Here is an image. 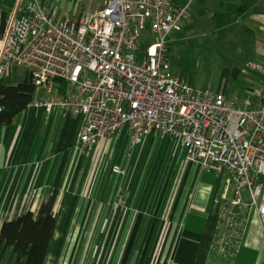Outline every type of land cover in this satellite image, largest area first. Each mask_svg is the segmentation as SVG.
<instances>
[{"label":"built area","instance_id":"built-area-1","mask_svg":"<svg viewBox=\"0 0 264 264\" xmlns=\"http://www.w3.org/2000/svg\"><path fill=\"white\" fill-rule=\"evenodd\" d=\"M186 1L97 0L72 20L41 0H18L0 37V82L12 65L27 66L37 106L82 117L78 146L87 156L117 136L132 150L151 134L182 145L187 161L219 176L212 249L235 253L264 217V86L257 105L240 108L224 90H198L175 75L169 36L191 17L195 0ZM249 67L264 74L260 63Z\"/></svg>","mask_w":264,"mask_h":264},{"label":"crops","instance_id":"crops-1","mask_svg":"<svg viewBox=\"0 0 264 264\" xmlns=\"http://www.w3.org/2000/svg\"><path fill=\"white\" fill-rule=\"evenodd\" d=\"M60 1L41 3L65 16ZM195 1L190 21L202 11H212L216 29L239 20L241 34L254 40L250 62L264 65V0ZM17 3L0 0V37ZM256 82L261 91L264 76ZM82 126V117L66 116L61 108L48 111L34 99L11 125L0 127V229L54 196L57 223L45 264H264V217H255L237 252L213 251L219 176H200L182 145L175 149L173 139L151 134L132 150L127 138L117 136L87 156L78 146ZM114 164L128 184L123 206L116 207L99 189L100 180L104 188L114 187ZM15 260L10 248L1 264Z\"/></svg>","mask_w":264,"mask_h":264},{"label":"rangeland","instance_id":"rangeland-1","mask_svg":"<svg viewBox=\"0 0 264 264\" xmlns=\"http://www.w3.org/2000/svg\"><path fill=\"white\" fill-rule=\"evenodd\" d=\"M87 1L88 3L84 1L77 2L76 0H71L70 2L61 0L60 4L63 5L60 7L61 15H65L62 17H68L72 20L79 19L82 10H84L83 14H86V12L91 11L97 5L96 0ZM179 2L184 5L187 1L179 0ZM76 4L78 5L75 6ZM193 4H195V8L197 2L195 1ZM94 5L95 7L93 8ZM215 24L216 22L212 19V11L207 13L202 11L201 14L194 15L192 21L188 20L182 31L173 32L169 36L171 43L169 56L172 70L180 80L195 89H209L212 92L224 90L225 96L229 100L235 101L238 107L252 108L259 101V89L257 88L256 80L264 76V74L248 65V62L255 60L254 45H252L254 40L252 36L241 34L239 20H234L230 27L219 25L216 29ZM150 38L147 33L144 34L141 41L142 49H145L149 44ZM233 69L239 70L237 77L230 72ZM226 70L229 72L225 73ZM25 74L26 66L13 65L10 67L4 82L9 85H17L23 81ZM248 101L250 105H247ZM173 142H175L174 147L176 149L178 144L175 140ZM110 145L107 154L111 150ZM114 147L115 145L113 149ZM125 147L121 146L120 148ZM126 149H123L124 156L128 154ZM187 162L192 164L189 161ZM196 168L200 176H202L204 173L200 167L197 166ZM111 172L118 177L114 187L112 184V186L105 185L104 188L102 180H100L99 189L101 187V190H107L114 207L117 205L123 206L128 190L126 176L115 173L112 165ZM156 177L158 178L159 176L157 175ZM160 184L162 185V182ZM119 197L121 198L120 201ZM102 234H106V231H103Z\"/></svg>","mask_w":264,"mask_h":264},{"label":"trees","instance_id":"trees-1","mask_svg":"<svg viewBox=\"0 0 264 264\" xmlns=\"http://www.w3.org/2000/svg\"><path fill=\"white\" fill-rule=\"evenodd\" d=\"M229 71L226 70L225 73ZM230 72L235 77L239 70ZM63 89V88H62ZM35 82L27 71L22 82L7 85L0 82V127L12 124L14 118L35 99ZM55 197L43 202L35 213L27 211L16 219L5 221L0 229V264L6 251L13 249L15 264H45L50 243L55 235L57 218L53 213Z\"/></svg>","mask_w":264,"mask_h":264}]
</instances>
